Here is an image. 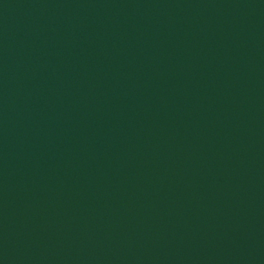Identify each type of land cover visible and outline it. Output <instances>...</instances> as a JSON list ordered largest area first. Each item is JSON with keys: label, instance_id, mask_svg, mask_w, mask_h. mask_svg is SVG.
I'll return each mask as SVG.
<instances>
[{"label": "water", "instance_id": "water-1", "mask_svg": "<svg viewBox=\"0 0 264 264\" xmlns=\"http://www.w3.org/2000/svg\"><path fill=\"white\" fill-rule=\"evenodd\" d=\"M0 264H264V0H0Z\"/></svg>", "mask_w": 264, "mask_h": 264}]
</instances>
